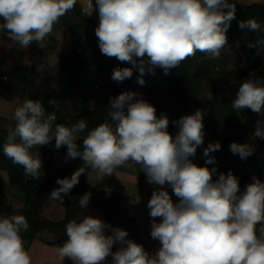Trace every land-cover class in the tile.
<instances>
[{
  "label": "clouds",
  "instance_id": "obj_1",
  "mask_svg": "<svg viewBox=\"0 0 264 264\" xmlns=\"http://www.w3.org/2000/svg\"><path fill=\"white\" fill-rule=\"evenodd\" d=\"M77 0H0V34L13 45L27 49L39 46L50 36L53 26L73 10ZM98 11L95 28L101 54L132 67L116 68L112 79L118 83L131 78L133 68L141 75L156 68L165 74L181 62L204 53L218 59L228 46L226 32L235 18L233 0H90L85 15ZM240 29L264 33V23L249 18ZM239 47V42H236ZM264 53V36L247 43ZM43 65L38 66L41 71ZM139 83L143 84L141 79ZM133 92L110 98L109 120L89 129L87 120L79 119L70 127L55 125L56 117L46 113L40 100L28 99L13 114L14 129H9L3 154L13 164L22 166L24 175L38 180L43 163L31 150L55 140V148L67 147L65 161L80 158L82 165L71 177L57 178L49 198L63 203L65 196L78 185L82 174H115L117 168L138 165L148 184L158 185L147 208L151 238L160 242L155 253L128 238L129 233L91 214L65 225L67 239L56 249L59 259L73 264H264V181L256 176L241 191L238 178L229 170L218 173L215 157L219 141L203 147L204 166L193 162L197 149L204 145L202 109L171 123L178 128L173 136L170 120L157 115L154 105ZM55 104V101H50ZM239 113L250 109L264 115V78L244 80L231 103ZM86 133V135H83ZM82 136L83 146L76 141ZM252 140H264V119L255 121ZM230 151L241 160L255 152L253 143L230 144ZM218 173V179L213 176ZM167 188L177 197L174 202ZM110 195V189H105ZM91 192L79 198V207L87 209ZM156 218H160L157 222ZM30 224L23 214H0V264H32L21 233ZM111 234L106 235V230ZM114 245L118 250L112 251ZM109 257L111 259L109 260Z\"/></svg>",
  "mask_w": 264,
  "mask_h": 264
},
{
  "label": "trees",
  "instance_id": "obj_2",
  "mask_svg": "<svg viewBox=\"0 0 264 264\" xmlns=\"http://www.w3.org/2000/svg\"><path fill=\"white\" fill-rule=\"evenodd\" d=\"M236 3L235 18L229 24L226 32L228 44L239 42V50L243 55V64H236V69H223L215 82L218 92L224 93L229 97L236 98L240 80L249 72L258 69L264 62V53L256 55V49L248 48L247 43L254 42L258 37L264 36V33L250 32L247 29H240L239 23L249 18H255L258 22L264 23V3H254L250 5ZM64 25L68 26L75 37L74 47L67 52L60 63L56 75L51 79H45L40 85L34 81L27 82L24 78L20 79L23 83L22 92H33L31 98L40 100L46 113L55 116L53 127L56 124L63 123L65 126H71L79 119L87 120L88 128H94L100 123L109 120L107 116V105L110 98L118 96L122 92L138 93L141 89L149 87L157 92L163 93L170 91L171 99L185 98L199 105L202 100L196 98L195 91L199 86L197 78L204 76L202 70L197 69L194 72V66L198 60L208 57L206 54L197 51L196 55L189 57L177 67L176 73L165 74L162 69L156 68L154 72L145 71L143 75L133 68L131 78L123 82H116L112 73L116 68L132 67L127 62H120L115 57H107L101 54L98 46V38L95 35V28L91 27L92 20L90 16L85 15L84 10L78 1L73 10L61 17ZM85 27V28H84ZM84 28V29H83ZM91 28V29H89ZM83 29V30H82ZM86 35V37H85ZM227 47V46H226ZM226 49V48H225ZM222 50V52L225 51ZM221 52V53H222ZM210 72L209 68H205ZM144 83H139V80ZM57 85V87L54 86ZM184 95H183V94ZM69 94H74L78 102L73 104V110L67 104ZM55 101V104L50 103ZM240 114L245 117L243 130L237 135L231 134H213L204 143L200 149L207 147L209 142L219 141L221 150L211 153L215 157V164L208 165L209 168L216 167L219 172L227 173L229 170L238 178L240 189L243 191L253 176L264 181V140L255 147V152L246 160H241L237 155L230 151V144L235 141L238 143H253L252 133L255 128V121L259 119L256 113L250 109H244ZM86 135V133L82 134ZM8 131L0 130V157H2V146L6 142ZM82 136L76 141L82 148ZM42 153L46 156H52L56 152L67 154V147L62 146L59 150L55 148V140L42 146ZM199 156L193 158L196 163ZM41 159V158H40ZM207 158L202 157L201 165H205ZM43 162V160L41 159ZM74 163H82L80 158L70 159L66 166L61 167L56 172L44 173L38 180L31 179L24 175L22 166L13 164L12 161L6 164L10 171V180L20 184L26 192V207L23 215L27 218L30 229L27 233H21L24 238H34L43 232L58 234L55 240L49 241L56 245H62L67 239L65 225L75 216L85 209L79 207V198L85 192H91L89 207L98 206L104 211L105 222L113 228L120 227L129 233L130 239L135 241L131 231V223L128 215L120 212L121 198L118 194L110 191L99 190L93 185L79 178L76 185L68 196H65L63 205L66 208V216L63 220L53 222L43 216V204L50 200L49 195L54 188L59 187L56 184L57 178L71 177ZM218 173L213 176V180L218 179ZM108 235L111 229H108ZM119 245H114L112 250H118Z\"/></svg>",
  "mask_w": 264,
  "mask_h": 264
},
{
  "label": "crops",
  "instance_id": "obj_3",
  "mask_svg": "<svg viewBox=\"0 0 264 264\" xmlns=\"http://www.w3.org/2000/svg\"><path fill=\"white\" fill-rule=\"evenodd\" d=\"M77 1L85 12L90 0ZM233 2L246 5L257 3L255 0H233ZM93 4L95 5V0H93ZM90 18L92 20L91 27L98 26V11L94 10ZM0 22H3L2 17H0ZM10 44L12 42L7 35L0 34V130L6 131L15 127L16 122L13 119V114L16 108L22 106L26 100L32 99L33 92L30 93L29 90L26 93L22 92L23 83L20 82V79L24 78L27 82L34 81L40 85L45 79L53 78L63 56L74 47L75 37L70 28L64 25L60 19L53 26L51 35L45 38L41 46L33 42L27 49H23L15 45L8 47L7 45ZM243 63V55L235 44H228L218 59L213 60L205 57L198 60L194 66V72L199 69L205 74L203 77L197 78L199 86L195 95L198 101L202 100L199 105L185 98L171 99L170 91L160 93L149 87L141 89L136 98L143 97L154 105L158 116L161 113L168 116L170 120L168 131L173 136L178 132V128L171 121L192 114L197 109H202L206 113L203 119L204 143L213 134L237 135L243 130L245 117L240 112L233 111L231 103L235 98L218 92L215 82L221 70L236 69V64L242 65ZM41 65H43V69L37 71L38 66ZM205 68H209L210 72H207ZM169 72L176 73L177 67ZM254 77L264 78V62L255 71L247 73L240 82ZM54 86L57 87L56 84ZM75 102H78L77 97L74 94H69L67 104L72 110ZM259 118L264 119V115ZM54 129L55 127H53L51 136H54ZM260 140L259 138L253 140L255 147L259 145ZM41 148L42 146L31 150L34 157L43 160L41 174L56 172L67 165L66 154L56 152L52 156H46L42 153ZM196 155L199 156L196 164L202 166L203 149L198 148ZM10 161L5 155L0 157V214H22L27 204L26 192L20 184L10 180V171L6 167ZM81 165L82 163H74L73 171H76ZM80 178L99 190L110 189L118 194L121 198L120 212L129 216L135 241L142 244L149 253H155L158 250L160 242L152 239L150 235L152 218L149 216L147 204L153 190L159 186L148 184L145 173L139 170L138 165L131 166V162H129V165L117 168L115 174L106 176L102 180L96 173H92L89 178L85 173ZM167 191L172 195L173 201L177 202L178 198L172 193V189L167 188ZM42 210L43 216L53 222L61 221L66 216L65 206L51 199L44 202ZM85 214H91L105 221L104 211L98 206L81 211L74 219L79 221ZM156 219L159 222L160 218ZM106 235H108L107 230ZM56 236L58 234L43 232L34 238L23 237L24 247L32 257V264H73V261L68 258H65L63 262L59 259L56 249L61 245L45 241L48 238L55 240ZM110 259L111 257H109Z\"/></svg>",
  "mask_w": 264,
  "mask_h": 264
},
{
  "label": "built area",
  "instance_id": "obj_4",
  "mask_svg": "<svg viewBox=\"0 0 264 264\" xmlns=\"http://www.w3.org/2000/svg\"><path fill=\"white\" fill-rule=\"evenodd\" d=\"M257 3H264V0H255Z\"/></svg>",
  "mask_w": 264,
  "mask_h": 264
},
{
  "label": "rangeland",
  "instance_id": "obj_5",
  "mask_svg": "<svg viewBox=\"0 0 264 264\" xmlns=\"http://www.w3.org/2000/svg\"><path fill=\"white\" fill-rule=\"evenodd\" d=\"M84 28H85V27H84ZM84 28H83V29H84ZM83 29H82V30H83ZM48 240H49V241H53V239H51V238H48Z\"/></svg>",
  "mask_w": 264,
  "mask_h": 264
}]
</instances>
